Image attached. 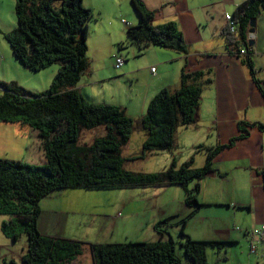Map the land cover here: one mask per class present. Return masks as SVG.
<instances>
[{"label": "trees", "instance_id": "1", "mask_svg": "<svg viewBox=\"0 0 264 264\" xmlns=\"http://www.w3.org/2000/svg\"><path fill=\"white\" fill-rule=\"evenodd\" d=\"M131 3L139 23L128 26L125 33L127 41L135 44L140 53L149 46L188 53L175 23L154 25L153 12L140 0ZM262 9L264 0L242 2L232 13L236 33H229L226 26L221 32L232 54L240 58L252 78L256 69L251 59L253 46L248 45L249 23ZM14 11L17 27L5 34L13 55L32 73L57 67L50 86L41 93L28 91L14 81H0V122L36 130L46 160L44 165H32L0 159V215L9 217L3 221L2 230L5 235L10 233L14 241L16 229L26 235L28 243L21 263L68 264L82 254L83 242L44 235L38 229L41 200L53 192L75 188L177 185L184 190V204L191 209L180 222L169 224L172 217L157 223L154 229L160 239L156 242L91 244L93 264H207L209 249L223 251L225 242L195 241L185 233L187 221L202 207L197 200L199 186L189 190L188 185L214 171L213 160L223 146L199 147L205 151L200 168L192 166V159L177 167L173 158L166 170L156 173L126 171L125 158L121 156L134 126L147 132L139 158L161 151L172 154L177 128H187L195 122L202 91L213 83L211 70L183 69L179 88L160 90L140 120L135 121L123 108L89 103L76 90L88 72L87 24L93 16L83 6V0H15ZM240 49L247 55L239 56ZM250 126L264 131V123ZM97 127L104 128V135L88 145L82 144L83 130ZM261 175L264 189V172ZM170 226L179 227L178 240L168 232ZM176 244L184 258L177 256Z\"/></svg>", "mask_w": 264, "mask_h": 264}, {"label": "crops", "instance_id": "2", "mask_svg": "<svg viewBox=\"0 0 264 264\" xmlns=\"http://www.w3.org/2000/svg\"><path fill=\"white\" fill-rule=\"evenodd\" d=\"M140 1L147 10L154 13L152 21L154 25L166 22L175 23L188 47V53L181 54L149 46L139 55L133 56L135 62L132 64L123 65L118 70L114 67L117 70L116 75L122 76L124 82H129V88L132 91L129 96L136 91L135 101L130 100L129 96L127 103L116 102V99L108 101V97L113 95H108L105 90L103 91L107 78H105L104 68L100 66V63L95 70L88 68L87 74L76 85V90L87 102L121 107L129 117L138 121L145 113L149 101L160 90L174 91L179 88L183 69L188 71L210 69L213 83L202 91L195 122L187 128L179 127L176 149L172 154L164 155V162L169 167L174 158L179 167L192 159V166L200 168L205 162V151L198 149L199 147L223 146L213 160L214 171L205 178L188 185L189 190L196 185L199 186L197 200L202 207L190 220L194 219V222H198L197 224H203L205 236L196 237L195 235L193 237L194 228L189 231V223L186 224L185 233L195 241L225 242L223 251L215 252V255L209 253V251L214 253V250L207 251V264H210V260L215 264H264V231L259 238L252 235L254 229L260 230L264 226V189L261 175V172H264V131L250 126L255 123H264V97L262 95L264 91V9L254 19V32L248 33V38L251 37L253 41L251 59L256 69L255 78H252L248 68L242 65L240 58L232 54L226 39L221 34L226 25L224 16L232 15L234 9L246 0ZM85 2H88V5L84 7L90 9L95 15V22L87 24V32H90V25H93L99 46L105 36L117 37L121 29L113 27L111 20L118 18L119 14H117V9L113 8L111 0H83V3ZM112 44L113 46L116 44L114 39ZM98 49L101 51L100 48ZM113 57L116 60L117 57L114 55ZM137 57H144L142 60L144 64L141 62L137 64L135 59ZM100 58L101 53H98V62ZM113 64L115 66V61ZM4 67L7 69V65ZM9 67H14L15 70L19 68L15 62L11 61ZM152 69L153 72H151ZM111 70L114 71L112 67ZM56 71V69L50 70V76L46 75V79L51 81ZM0 81H14L20 84V81L14 77L8 79L5 75ZM32 86L35 87V85ZM98 86H101L102 90L98 89ZM24 89L38 92L36 89ZM182 146L185 152L184 150L178 152L177 150ZM0 159L44 165L45 153L39 133L22 124L0 122ZM164 187L171 186L165 185ZM54 193L43 198L39 205L41 213L38 222H46L44 227L47 225L60 227L61 222H66L64 217L67 211L69 212V208L64 204L67 197L59 194L62 192ZM82 194L81 199H85L87 197L85 195H88L85 191ZM178 196L182 198L183 205H185L182 188ZM157 203L166 207V203L159 201ZM81 204L85 210L91 207L82 200ZM129 204L130 202L126 203L124 207L127 206L130 209ZM157 213L154 217L155 222L152 224L154 231L157 223L179 216V212H168L165 208H159ZM130 216L133 217V215ZM119 217H121L120 213H117L116 218ZM8 218L0 215V264H8L10 261L14 264H22V253L14 257L15 254L11 251L13 244L9 242V237L2 230V223ZM136 219L132 222H138V230L135 232L137 234L141 232L143 222ZM225 222H241L240 229L235 231ZM118 223L127 222H98L96 224L101 235L106 232L113 238L118 231L123 230ZM168 223L172 224L170 221ZM86 228L84 225L80 227V230ZM170 229H172L171 226L167 229L168 232ZM91 230H93L92 227ZM40 232L56 238L67 237ZM155 233L158 241L160 235L156 231ZM69 240L83 242L88 247L91 244H116L97 243L100 239H88L76 237V235L69 237ZM252 246H254L253 249Z\"/></svg>", "mask_w": 264, "mask_h": 264}, {"label": "rangeland", "instance_id": "3", "mask_svg": "<svg viewBox=\"0 0 264 264\" xmlns=\"http://www.w3.org/2000/svg\"><path fill=\"white\" fill-rule=\"evenodd\" d=\"M111 3H113V8L117 9V14H119L118 18H112V26L121 29V31L117 35V37L110 38L109 36H105L103 38L101 46H99L98 40L96 38V32L92 28L93 25H90V32H87L88 50L86 59L88 62V68L95 70V67H97L99 63L100 66L104 68V75L106 76L105 78H107V83H105L103 91L105 90L108 95H113L108 97V101H113L111 99H116V102L122 101L123 103H127V97L132 91L129 88V82H124L125 80H123L122 76L116 75L118 69L115 70L116 68H114L115 66L113 62L115 61V58L113 57V55L124 60V65L132 64L133 62H135L133 56L139 55L140 51L135 44L132 45V43L127 41L125 29H127L128 26L139 23V17L132 7L131 0H111ZM14 5L15 0H0V79H3V75L7 76L8 79L14 77V79L20 81L19 85H21L22 87L28 88L30 90L36 89L38 91L33 93H41L42 91L48 89L49 85L52 82V80L49 81V79H46V75H49L50 70L52 69L57 70V67L50 66L47 69H44L37 73H31L27 71L21 65L20 61L13 55L9 44L5 39V34L12 32L17 27ZM87 5L88 2L83 3V6ZM121 20L125 21L126 23H122ZM92 22H95L94 14L89 23ZM113 39L116 41V44L114 46L112 44ZM98 48H100L101 51H99ZM144 52L142 53L143 55ZM98 53H101L100 62H98L97 59ZM143 58L144 57L135 58L137 64L140 62L141 64H144V61H142ZM10 61L13 63L15 62L19 68L15 70L14 67H9ZM4 65H7V69L4 67ZM111 67L114 69V71L111 70ZM32 85H35V87H33ZM97 88L102 90L101 86H98ZM135 92L136 91L132 93V96H129L130 100L135 101V98L137 97L135 95ZM121 96L123 97L121 98ZM178 134L179 128H177L175 132V146ZM102 135H104L103 127H97L91 130H83L80 142L82 144L88 145L93 141L94 138L100 137ZM146 136L147 132L144 129H142L140 126H134L128 144L121 150V156L125 158L124 169L126 171L156 173L167 169L168 166L164 162V155H170L168 151H163L164 153H161L162 151L158 153H152L144 159L139 158L142 152V144L146 139ZM183 150L185 152V149L182 146L177 151L181 152ZM180 190L181 187L177 185H171V187L149 186L114 187L103 189L75 188L59 190L54 194L62 192L59 194H63L64 197H67V200L64 202V204L69 208V212L67 211V214L64 217L66 219V222H61L60 227L53 225H47V227H44L46 222H38V227L40 231L44 233L53 235H65L67 236L65 238L68 239L69 237H75V235L76 237H83L88 239H100L97 240V243H125L130 241L155 242L157 241V234L153 230L152 224L153 222H155L154 217L158 214L157 212L159 208H165L168 212H179L178 218L170 220L172 224L185 219L191 211L190 208L183 205L182 198L178 196ZM83 191L87 192L88 194L85 195L87 196L85 199H81L83 197ZM81 200L86 205H89L91 207L86 210L83 209ZM158 201L161 203H166V207L158 204ZM128 202H130V209H128L127 206L126 208L124 207V205ZM117 213H120L121 217L116 218ZM130 215H133V217ZM136 218L139 222H143V225L141 226L142 230L137 234L135 232L136 230H138V222H132ZM98 222L127 223H118V226H121L123 230L118 231V233L115 234L113 238H111V236L107 235L106 232H104V235L100 234L97 228L98 226L96 224ZM188 223L190 225L188 227L189 231H192V229L194 228L193 237H195V235L196 237L205 236L203 224H197L198 222H194V219L188 220L186 224ZM225 223L231 225L232 229H234L235 231H238L240 229L241 222ZM84 225H86L87 228L84 230H80V227ZM91 227L93 228V230L90 231ZM171 228V235L175 240H178L179 227ZM16 231V234H18V236L15 241L10 233H7L6 235L9 237V242L13 244L11 251L13 254H15V258L20 253H23V251H25L28 243L27 237L23 233V231H21V229H16ZM163 239V241H166L167 238L165 237ZM209 253L215 255V252L213 253V251H209ZM176 254L180 258H184L183 252L177 244ZM209 262L210 264H215L214 261L210 260ZM68 264H93L89 247L87 245H83L82 254Z\"/></svg>", "mask_w": 264, "mask_h": 264}, {"label": "built area", "instance_id": "4", "mask_svg": "<svg viewBox=\"0 0 264 264\" xmlns=\"http://www.w3.org/2000/svg\"><path fill=\"white\" fill-rule=\"evenodd\" d=\"M224 20H225L226 27H227L229 33H231V34H235V33H236V29H237V27L234 25L232 15H230V14H226V15L224 16ZM121 22H122V23H126V22H124L123 20H122ZM248 39H249V41L252 40L251 37H249ZM246 55H247V54H246V51H245L244 49H240V51H239V56H246ZM123 65H124V61H123L121 58H116V60H115V67L119 69V68H121ZM153 71H154V70L152 69L151 72H153ZM263 231H264V226H262L260 230H258V229H254V230L252 231V235H254L255 237H260L261 234L263 233Z\"/></svg>", "mask_w": 264, "mask_h": 264}, {"label": "water", "instance_id": "5", "mask_svg": "<svg viewBox=\"0 0 264 264\" xmlns=\"http://www.w3.org/2000/svg\"><path fill=\"white\" fill-rule=\"evenodd\" d=\"M249 28H250L249 32L253 33L254 32V28H255V20H251L250 21ZM248 45L252 46L253 45V41L248 42Z\"/></svg>", "mask_w": 264, "mask_h": 264}, {"label": "clouds", "instance_id": "6", "mask_svg": "<svg viewBox=\"0 0 264 264\" xmlns=\"http://www.w3.org/2000/svg\"><path fill=\"white\" fill-rule=\"evenodd\" d=\"M125 22V21H124ZM226 26V25H225ZM252 41V40H251Z\"/></svg>", "mask_w": 264, "mask_h": 264}]
</instances>
